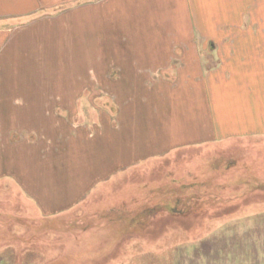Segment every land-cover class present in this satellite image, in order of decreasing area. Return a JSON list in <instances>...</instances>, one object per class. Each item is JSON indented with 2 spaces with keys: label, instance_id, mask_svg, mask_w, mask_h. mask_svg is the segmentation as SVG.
<instances>
[{
  "label": "rangeland",
  "instance_id": "1",
  "mask_svg": "<svg viewBox=\"0 0 264 264\" xmlns=\"http://www.w3.org/2000/svg\"><path fill=\"white\" fill-rule=\"evenodd\" d=\"M98 1L75 0L62 10ZM124 1L112 0L113 9ZM163 6L168 21L157 24L161 32L193 36L191 45L200 51L212 48L214 42L245 49L246 54L236 58L246 61L238 67L231 62L225 70L229 80L252 91L259 101L257 111L244 100L245 93L239 112L235 101L227 102L228 110L218 107L217 119L224 118L226 126L224 135L216 137L203 132L207 122L202 102L196 101L194 116L186 119L190 125L194 121L193 135H184L183 125L188 123L178 117L176 132L143 130L131 135V141L125 135L113 158L104 152L98 164L52 162L48 169L36 171L35 179L49 182L47 188L57 195L56 201L50 199L44 206L13 184L1 185L0 264H264V39H247L264 34V0H189L186 5L164 1ZM121 32L126 37L124 28ZM112 34L104 48L139 47L133 39L122 42L120 30ZM155 43L164 47L160 39ZM200 57L207 60L206 53ZM43 59L51 62L48 65L68 67L94 61L76 53ZM210 59L204 69L216 70L221 57L214 53ZM231 123L238 125L237 134ZM253 132L256 135L250 136ZM97 178L105 179L77 199L86 181ZM228 238L241 248L223 255L220 245Z\"/></svg>",
  "mask_w": 264,
  "mask_h": 264
},
{
  "label": "crops",
  "instance_id": "2",
  "mask_svg": "<svg viewBox=\"0 0 264 264\" xmlns=\"http://www.w3.org/2000/svg\"><path fill=\"white\" fill-rule=\"evenodd\" d=\"M74 1L0 0V188L13 184L29 200L39 198L44 206L50 199L56 201L57 195L47 188L49 182L35 179L36 171L48 169L52 162L98 164L104 152L113 158L125 135L131 141V135L143 130L176 132L178 117L188 123L183 125L184 135H193L194 121L190 125L186 119L193 115L196 101L202 102L207 122L203 132H213L216 137L224 135L226 126L224 118L217 119L218 107L228 110L227 102L235 101V112H239L245 93L244 100L257 111L259 101L252 91L229 80L225 70L231 62L238 67L246 61L236 58L246 54L244 48L228 49L214 42L212 48L200 51L191 45L193 36L188 39L185 34L177 36L158 28L157 24L168 21L163 17L164 1L186 5L189 0H123L117 10L112 0H100L62 10ZM114 13L121 17L115 18ZM118 30L122 42L133 39L139 47L117 49L112 41L115 47L104 48ZM250 38L264 39V34ZM159 39L163 48L155 43ZM143 41L147 43L140 48ZM178 45L182 47H174ZM75 53L92 56L94 61L85 67H68L48 65L51 62L43 59ZM205 53L207 60L200 57ZM214 53L222 60L218 68L204 69V62L211 61ZM35 73L42 75L36 77ZM234 127L238 125L231 123L233 131ZM104 179L86 181L76 193L77 199Z\"/></svg>",
  "mask_w": 264,
  "mask_h": 264
},
{
  "label": "trees",
  "instance_id": "3",
  "mask_svg": "<svg viewBox=\"0 0 264 264\" xmlns=\"http://www.w3.org/2000/svg\"><path fill=\"white\" fill-rule=\"evenodd\" d=\"M199 199V197L197 198V199H194V200H196V202H195V204H196V206L195 207H197L198 205H197V203H198V200ZM192 200V199H191ZM190 200V201H191ZM189 201V202H190ZM190 206H187V208H189ZM199 208V207H198ZM226 240V242H225V244H221L220 245V249H219V251L221 252V254H223V255H230V254H233V252L234 251H236V250H238V249H240L241 248V245H239L240 243L239 242H237L236 240H233V239H230L229 240V238L228 239H225ZM206 249H204V251H205ZM214 250V249H213ZM212 250V252H214V255H217V253H216V251H213ZM204 251H203V253H204Z\"/></svg>",
  "mask_w": 264,
  "mask_h": 264
},
{
  "label": "flooded vegetation",
  "instance_id": "4",
  "mask_svg": "<svg viewBox=\"0 0 264 264\" xmlns=\"http://www.w3.org/2000/svg\"><path fill=\"white\" fill-rule=\"evenodd\" d=\"M8 227H9V226H6V228L4 229V231H5L6 229H8ZM1 232H3V231L1 230ZM11 233H12V235H13V231H11ZM13 236H14V235H13ZM18 238H19V237H16L15 240H17Z\"/></svg>",
  "mask_w": 264,
  "mask_h": 264
}]
</instances>
